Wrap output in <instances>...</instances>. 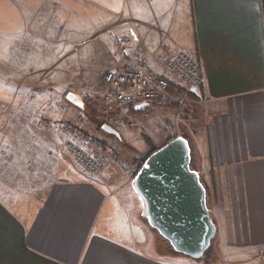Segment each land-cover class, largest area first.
Segmentation results:
<instances>
[{
  "label": "crops",
  "instance_id": "obj_1",
  "mask_svg": "<svg viewBox=\"0 0 264 264\" xmlns=\"http://www.w3.org/2000/svg\"><path fill=\"white\" fill-rule=\"evenodd\" d=\"M85 1L100 16L90 38L101 34L94 47L103 72L114 67L109 28L133 34L154 72L183 50L202 62L203 83L189 92L188 139L213 192L218 260L166 251L133 185L139 168L107 152L99 175L81 174L69 167L63 136L30 122L26 150L13 157L23 160L0 178V264H264V0Z\"/></svg>",
  "mask_w": 264,
  "mask_h": 264
},
{
  "label": "rangeland",
  "instance_id": "obj_2",
  "mask_svg": "<svg viewBox=\"0 0 264 264\" xmlns=\"http://www.w3.org/2000/svg\"><path fill=\"white\" fill-rule=\"evenodd\" d=\"M97 21V8L85 0H0L1 180L2 171L16 170L23 160L21 154L13 157L26 150L25 141L32 135L30 122L45 124L42 130L52 127L55 140L62 139L61 122L76 126L89 151L113 153L126 169L140 168L153 150L175 135L191 138L190 89L150 106L147 114L132 110L119 120L100 112L96 102L81 98L88 90L102 89L106 62L94 47L101 34L90 38ZM176 97H184V103H177ZM154 106L161 110L156 112ZM19 122L25 124L19 128ZM105 123L121 136L104 131ZM68 157L70 169L88 176ZM214 242L202 262L218 260ZM165 249L174 254L166 242Z\"/></svg>",
  "mask_w": 264,
  "mask_h": 264
},
{
  "label": "water",
  "instance_id": "obj_3",
  "mask_svg": "<svg viewBox=\"0 0 264 264\" xmlns=\"http://www.w3.org/2000/svg\"><path fill=\"white\" fill-rule=\"evenodd\" d=\"M72 96L80 98L75 93ZM152 105L139 103L133 110ZM102 128L121 136L110 124L105 123ZM192 157L189 139L179 135L143 161L133 185L144 202L143 215L149 226L175 254L201 262L217 237L218 227L210 209L208 189L194 168Z\"/></svg>",
  "mask_w": 264,
  "mask_h": 264
},
{
  "label": "built area",
  "instance_id": "obj_4",
  "mask_svg": "<svg viewBox=\"0 0 264 264\" xmlns=\"http://www.w3.org/2000/svg\"><path fill=\"white\" fill-rule=\"evenodd\" d=\"M108 36L114 44V67L104 74L100 92H84L81 95V98L99 104L105 115L124 116L139 103L154 105L165 98H174L171 88L172 82L176 80L181 82L185 90L203 83L202 62L188 51L167 54L163 58L164 72L158 73L148 67L145 54L136 50L133 34L109 28ZM176 101L183 104L185 98L176 97ZM125 109H129V112H125ZM146 109L141 111L145 112ZM59 126L63 132L62 147L66 154L88 176L99 175L107 163L106 154L89 151L78 127L64 122Z\"/></svg>",
  "mask_w": 264,
  "mask_h": 264
},
{
  "label": "snow or ice",
  "instance_id": "obj_5",
  "mask_svg": "<svg viewBox=\"0 0 264 264\" xmlns=\"http://www.w3.org/2000/svg\"><path fill=\"white\" fill-rule=\"evenodd\" d=\"M69 99H71V95H69ZM83 105H81V107H82ZM146 167H147V165H146Z\"/></svg>",
  "mask_w": 264,
  "mask_h": 264
},
{
  "label": "trees",
  "instance_id": "obj_6",
  "mask_svg": "<svg viewBox=\"0 0 264 264\" xmlns=\"http://www.w3.org/2000/svg\"><path fill=\"white\" fill-rule=\"evenodd\" d=\"M171 89H172V88H171ZM155 150H157V149H155ZM155 150H153L151 153H153ZM151 153H150V154H151ZM150 154H149V155H150ZM143 161H144V160H143Z\"/></svg>",
  "mask_w": 264,
  "mask_h": 264
}]
</instances>
